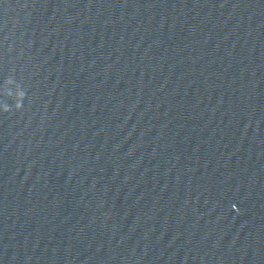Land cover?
Here are the masks:
<instances>
[{
  "label": "water",
  "instance_id": "1",
  "mask_svg": "<svg viewBox=\"0 0 264 264\" xmlns=\"http://www.w3.org/2000/svg\"><path fill=\"white\" fill-rule=\"evenodd\" d=\"M0 264H264V0H0Z\"/></svg>",
  "mask_w": 264,
  "mask_h": 264
}]
</instances>
